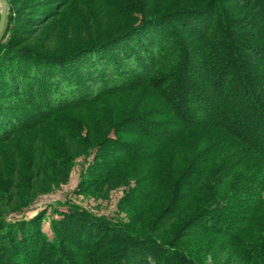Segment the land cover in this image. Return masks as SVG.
Returning a JSON list of instances; mask_svg holds the SVG:
<instances>
[{
  "label": "trees",
  "instance_id": "trees-1",
  "mask_svg": "<svg viewBox=\"0 0 264 264\" xmlns=\"http://www.w3.org/2000/svg\"><path fill=\"white\" fill-rule=\"evenodd\" d=\"M7 1L0 147L31 131L78 142L85 125L99 149L114 144L112 132L127 134L139 142L117 152L152 167L143 201H163L146 233L74 204L54 209L51 235L46 212L17 221L0 212V264H205V237L219 243L217 264L228 251L236 264H264V0H99L117 26L64 54L6 39ZM138 91L162 105L104 106ZM178 222L176 236L165 232Z\"/></svg>",
  "mask_w": 264,
  "mask_h": 264
},
{
  "label": "rangeland",
  "instance_id": "rangeland-1",
  "mask_svg": "<svg viewBox=\"0 0 264 264\" xmlns=\"http://www.w3.org/2000/svg\"><path fill=\"white\" fill-rule=\"evenodd\" d=\"M10 1L14 18L13 27L6 39L44 53H67L73 47L80 46L82 42L106 30H114L117 17L120 20L119 15L101 16L103 12L97 5L99 0ZM158 1L162 3V0ZM142 104H147L145 110L150 111L161 106L162 101L152 92L138 91L120 96L115 101L107 100L104 106L108 112L117 108L122 114L126 109L129 112ZM94 116L98 117L99 114ZM91 118L93 117L89 116L82 121L86 124L88 121L92 123ZM99 119V127L102 129L99 134L107 136L103 133L108 123L107 118ZM160 119L148 118L150 123ZM76 122L78 123V120H75ZM70 123L75 124L73 120ZM86 126H83L78 142L62 140L61 134L56 137V145L54 140H47L40 132L31 131L27 135H16L11 142L2 145L0 212L6 213L8 221L29 220L40 212H46L45 217L41 219L42 227L45 233L51 235L50 223L53 217H57L54 216V209L64 211L66 204H74L116 224L133 227L135 231L142 229L143 233L151 232V227H148L149 218L158 216L159 202L163 201L160 195H155L149 202L143 201L146 193L143 178L149 174L152 176V167L149 168L144 162L133 163L125 160L124 156L117 152L120 146L137 143L139 140L127 134L118 136L112 132L110 136L115 138L112 140L114 144H108L109 140H104L102 144L105 146L99 149L95 144L98 139L94 143L91 142L92 133L89 128L85 130ZM54 129L55 127V137ZM45 147L53 151H48ZM65 168L68 169L69 175L68 179L63 181L60 170ZM143 216V226L136 224V220ZM181 227L178 222L165 232L176 236L182 230ZM213 242L210 237H205L202 243L205 264H217L216 248L219 243ZM231 253L228 251L221 255V264L237 263V259L230 257ZM214 254L217 256L213 257ZM45 259V256L41 257V260Z\"/></svg>",
  "mask_w": 264,
  "mask_h": 264
},
{
  "label": "water",
  "instance_id": "water-1",
  "mask_svg": "<svg viewBox=\"0 0 264 264\" xmlns=\"http://www.w3.org/2000/svg\"><path fill=\"white\" fill-rule=\"evenodd\" d=\"M0 8H1L0 11V41H1L8 27L9 10H10L9 2L7 0H0Z\"/></svg>",
  "mask_w": 264,
  "mask_h": 264
}]
</instances>
